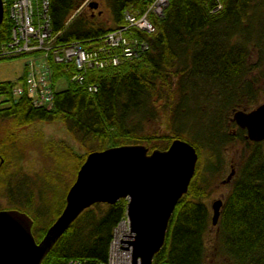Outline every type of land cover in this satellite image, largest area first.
Here are the masks:
<instances>
[{
  "label": "trees",
  "instance_id": "16d2710c",
  "mask_svg": "<svg viewBox=\"0 0 264 264\" xmlns=\"http://www.w3.org/2000/svg\"><path fill=\"white\" fill-rule=\"evenodd\" d=\"M152 1L104 0L109 21L105 26L81 11L72 15L82 0H48V25L56 33V43L76 40L87 48L88 40L91 45L99 44L105 32L123 26L126 12L140 14ZM9 2L2 0L0 43L10 31L11 24L5 16ZM216 3L219 8L211 11ZM149 19L154 26L152 32L135 28L125 32L144 40L146 49L117 65L87 70L86 82L96 85L94 92L69 80L71 63H51L52 83L60 77L67 82L61 89L53 87L52 103L47 109L33 107L25 93L13 100L10 89L14 81H0V119L8 118L13 125L59 121L81 146L82 156L61 140L38 142V154L48 163L35 180L53 197L55 189L64 185L61 210L65 191L85 153L123 143H141L148 151L156 148L160 140L167 146L184 131L172 124L177 119V109L187 108L192 101L194 111L201 117L208 108L215 113L212 150L207 157L210 165H199V151L190 142L197 153L194 172L186 192L173 208L163 244L153 254L152 264H264L263 140L246 139L239 127L233 134L221 130L229 112L255 105L254 84L259 78L264 86V69L258 78L248 76L251 66L260 62L264 65V0H167L160 15L150 14ZM252 52L256 62L249 64ZM158 112L167 117L168 133H143V120L155 118ZM21 141L10 132L0 138V193L6 192L11 200L9 184L19 172ZM230 141L242 145L240 160L212 227L211 211L203 200L209 186L200 173H218L219 151ZM28 198L11 208L29 210ZM124 209L122 198L83 209L39 264H66L69 259L80 264L104 263L112 230ZM59 211L46 223L38 221V213L30 216L36 241Z\"/></svg>",
  "mask_w": 264,
  "mask_h": 264
},
{
  "label": "water",
  "instance_id": "95a60500",
  "mask_svg": "<svg viewBox=\"0 0 264 264\" xmlns=\"http://www.w3.org/2000/svg\"><path fill=\"white\" fill-rule=\"evenodd\" d=\"M87 5L96 8L97 3L90 1ZM2 18L0 0V22ZM229 119L244 129L246 139L264 140V101L248 109H234ZM196 160L195 148L179 137H173L163 149L148 151L141 143H123L87 152L65 191L61 210L38 241L31 233L29 215L16 208L0 209V264H39L83 209L121 198L133 233L131 264H152L153 254L163 244L173 208L187 190ZM232 174L230 169L224 181ZM221 203V198L209 203L212 227Z\"/></svg>",
  "mask_w": 264,
  "mask_h": 264
},
{
  "label": "rangeland",
  "instance_id": "374dc122",
  "mask_svg": "<svg viewBox=\"0 0 264 264\" xmlns=\"http://www.w3.org/2000/svg\"><path fill=\"white\" fill-rule=\"evenodd\" d=\"M90 1H95L97 3L96 8H89L88 3ZM159 0L153 1V7L147 14V20L150 21L149 15L155 14L160 15L162 12L167 0L163 2V5L159 8H155V4L158 3ZM92 10V11H91ZM83 12L84 14H88L91 18L93 17V21L95 23L108 25V13L107 7L104 4V0H82L79 5V9L76 12ZM159 11V12H158ZM73 11L72 15L76 13ZM99 12V14H97ZM92 13V14H91ZM151 22V21H150ZM153 25V24H152ZM154 30V26H153ZM152 30V31H153ZM151 31V32H152ZM10 33V31H9ZM150 33V32H148ZM3 42V41H2ZM25 56H17L11 58H2L0 59V81L4 80H15L17 79L23 72V62ZM249 64L256 62L255 52H252L248 57ZM264 69L263 62L256 64L255 66H251V72L248 76H254L258 78V73ZM261 78L258 79L254 84L255 88V99L256 102L252 104H256L260 101H264V86H262ZM66 79L64 77H60L56 79L52 85L55 89H61L66 84ZM2 95H0V105L3 104L1 101L3 99ZM12 99L15 100L18 97V94L12 95ZM158 104L161 101H157ZM208 106V104H207ZM47 109V108H45ZM176 121L172 122L174 127L183 128V133L180 138L184 140H188V142L194 144L199 151L198 162L199 165L203 168L205 165H210L207 160L208 154L212 150L211 145V135L214 133V116L215 113L209 110L208 108L204 110L201 117L194 111V107L192 106V101L187 106V108L181 107L176 111ZM231 113L229 112L225 120L223 122L224 133L233 134L236 131V125L230 118ZM229 117V118H228ZM167 117H165L161 112H158L156 117L149 118L147 120H143L141 124V131L143 133L154 134V136H159L163 133L167 132ZM10 132L15 134L17 137L21 138V142H19V149L22 150V156L18 163L19 172L15 175L14 178L11 179L9 187L12 189L11 192V200L6 192L0 193V209L2 208H11L15 206V204L22 205V201L25 197L29 196L31 206L29 210L25 211L29 216L38 213V221L42 223H46L49 219H51L56 212L60 210L61 206V195L64 190V185L58 186L55 190L56 196L53 197L52 194L47 191L48 189H41L36 182V175L43 170V168L47 165V161H42L40 155L38 154V142L41 139L42 141L46 140H61L67 145L71 151L77 155L82 156L84 151L81 146L75 142L72 137L65 131L64 126L59 121H34L29 124H20L13 125L12 122L8 119H0V138L6 133ZM188 134V138L185 136ZM40 137V138H39ZM233 141V140H232ZM226 142L224 146L221 147L219 151V166L217 174H208L209 172L206 170H202L200 173L205 182L208 183V193L207 196L203 199L209 209V203L212 199L215 198H223L229 189V182L224 181L226 175L228 174L229 168H236L239 160L242 145L236 141L234 142ZM156 148L163 149L166 146L163 140L157 142ZM193 145V146H194ZM145 146V145H144ZM264 146V140H263ZM146 147V146H145ZM163 147V148H161ZM148 150V148H147ZM86 154V153H85ZM1 163V162H0ZM232 176V175H231ZM230 176V179H231ZM72 177V176H70ZM203 184V183H202ZM40 191L41 198L38 199V192ZM28 198V199H29ZM57 215H55L56 217ZM54 217V218H55Z\"/></svg>",
  "mask_w": 264,
  "mask_h": 264
},
{
  "label": "built area",
  "instance_id": "2783aa9c",
  "mask_svg": "<svg viewBox=\"0 0 264 264\" xmlns=\"http://www.w3.org/2000/svg\"><path fill=\"white\" fill-rule=\"evenodd\" d=\"M153 1L140 14L126 12L123 26L105 32L99 44L91 45L88 40L90 45L86 48L76 40L56 43V33H52L48 25V0H10L5 11L11 24L10 33L0 43V59L25 56L22 76L12 84L11 96L25 93L33 107L49 108L53 98L52 62L71 63L69 80L83 85L88 92L96 91L94 83L86 82L88 69L117 65L147 48L144 40L128 36L125 32L130 28L147 33L153 30L152 23L146 18L149 11L154 10ZM163 2L165 0H159L155 8L159 10ZM217 8L218 3L211 11ZM78 9L79 6L74 11ZM132 239L133 233L124 213L112 230L106 260L101 264H131ZM66 264L80 263L69 259Z\"/></svg>",
  "mask_w": 264,
  "mask_h": 264
},
{
  "label": "flooded vegetation",
  "instance_id": "af4514ba",
  "mask_svg": "<svg viewBox=\"0 0 264 264\" xmlns=\"http://www.w3.org/2000/svg\"><path fill=\"white\" fill-rule=\"evenodd\" d=\"M91 11H92V10H91ZM91 14H92V13H91ZM230 169H233V172H234V170H235L234 168H231V167H230V168H229V171H230ZM229 171H228V173H229ZM229 181H230V178H229V180H227V182H229Z\"/></svg>",
  "mask_w": 264,
  "mask_h": 264
}]
</instances>
